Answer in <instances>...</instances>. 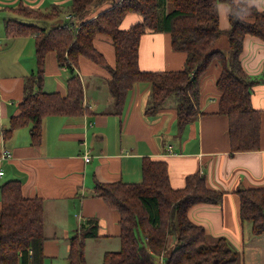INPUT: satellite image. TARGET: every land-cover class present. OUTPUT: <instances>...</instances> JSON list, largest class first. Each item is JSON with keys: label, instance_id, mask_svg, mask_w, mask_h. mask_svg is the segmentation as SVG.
I'll list each match as a JSON object with an SVG mask.
<instances>
[{"label": "crops", "instance_id": "obj_1", "mask_svg": "<svg viewBox=\"0 0 264 264\" xmlns=\"http://www.w3.org/2000/svg\"><path fill=\"white\" fill-rule=\"evenodd\" d=\"M111 2L99 5L92 17L111 8ZM71 3L0 0V167L5 170L0 179V210L1 185L10 180L21 182L25 196L44 200V264H67L71 238L84 226H91L89 220H97V236L87 238L85 255L87 264H102L105 252L120 248V226L118 213L96 195V182H142L144 159H162L168 163L172 187L183 188L187 177L199 172L210 187L224 192L221 204H195L188 216L205 228L210 242L226 237L240 255L239 264H247L248 242L254 243L253 236L264 237L253 233L251 222L242 223L238 193L240 189L264 185V39L247 34L241 53L245 71L256 80L252 104L261 110L260 147L256 150L231 152L229 119L218 113L221 92L217 80L222 68L217 62L201 79L198 115L180 127L177 98L167 103L169 96L156 115H148L152 85L147 80L134 84L122 112L117 113L109 68L82 56L75 70L83 85L84 112L46 115L42 135L36 139L32 125L13 124L26 91L36 87V37L33 33L11 36L7 23L10 19L38 22L18 12L17 8L24 5L42 10L58 5L61 13L50 21L53 25L63 23L68 20L64 11ZM249 5L264 11V0H250ZM218 10L220 28L229 29V5L220 2ZM138 20L137 13H128L121 27L129 28ZM94 45L108 66H116L111 36L97 34ZM186 60L187 52L173 47L169 32L143 34L138 57L142 70L180 71ZM71 76L67 67L59 66L55 52H49L43 89L64 97ZM5 149L11 152L8 158H3ZM86 150L92 155L89 162L84 157ZM93 242H99L100 253L92 249Z\"/></svg>", "mask_w": 264, "mask_h": 264}, {"label": "trees", "instance_id": "obj_2", "mask_svg": "<svg viewBox=\"0 0 264 264\" xmlns=\"http://www.w3.org/2000/svg\"><path fill=\"white\" fill-rule=\"evenodd\" d=\"M96 1L102 2L72 0L73 18L55 25L44 23L60 15L58 5L49 10L19 6L20 14L34 16L38 22L29 24L10 19L7 23L11 36L33 33L36 37V87L26 91L20 114L13 118L14 127L30 124L33 136L40 139L46 115L84 112L83 85L75 70L82 56L109 68L117 113L122 112L134 84L147 80L152 85L148 113L157 111L175 93L178 123L183 127L198 115L201 79L217 62L222 68L217 80L221 92L218 113L229 119L231 152L260 147L261 110L253 106L251 97L256 80L245 71L241 53L247 34L264 39V11L251 7L250 0H114L111 8L76 27L75 17H83ZM220 2L230 7L231 25L227 30L219 25ZM128 13H137L140 20L129 28H122L121 23ZM14 25H18L17 28ZM147 31L169 32L173 47L187 52L185 68L165 72L142 70L138 63L139 48ZM99 33L112 37L116 66H108L94 45ZM224 33L228 35V52L216 46ZM51 51L55 52L59 66L67 67L72 74L64 97L42 87L46 57ZM1 190L0 264H44V200L25 196L18 180L5 182ZM95 193L119 215L120 248L105 252L102 264H159L162 254L164 264L240 262L239 253L226 237L210 242L205 228L188 216L190 207L195 204L223 201L224 192L210 187L199 172L189 175L183 188H174L169 181L167 161L146 158L142 182L97 181ZM238 193L242 223L251 222L254 234H264V185L240 189ZM88 223L91 226H84L70 240V264H87L85 241L97 236L98 221L92 219ZM170 235L176 236L179 243L167 253Z\"/></svg>", "mask_w": 264, "mask_h": 264}, {"label": "rangeland", "instance_id": "obj_3", "mask_svg": "<svg viewBox=\"0 0 264 264\" xmlns=\"http://www.w3.org/2000/svg\"><path fill=\"white\" fill-rule=\"evenodd\" d=\"M106 1V0H105ZM112 1L111 3L114 4V0H109V2ZM103 0L102 2L96 1L93 4L90 5L88 11L85 13V15L81 18H76L74 19L76 27H78L83 21L88 20V18L92 17L93 15V11L99 6L101 5V3L103 4ZM25 7V5H24ZM61 10V9H60ZM66 13V18L68 20H71L73 18V15L70 12V7H67L64 11V14ZM33 18H35L33 16ZM36 19V18H35ZM37 20V19H36ZM51 24L53 25L54 22L53 21H46L44 24ZM18 26V25H17ZM16 25H14L15 28H17ZM58 31H55V34H57ZM54 34V35H55ZM217 48H219L220 50L224 51V52H228L229 51V42H228V35L226 33H224L221 37L220 40L217 42L216 44ZM176 94H171L170 97L168 98L167 103H169L170 100H175ZM150 106V103H149ZM159 110V108H158ZM158 110L152 113H148L149 116H154L158 113ZM157 112V113H156ZM254 237V243L252 241H249L247 244V249H246V259H247V264H261L264 262V258L260 260V258L264 257V237H259V236H253ZM87 242V240L85 241ZM99 242H93V246L92 249L96 250L98 253H100V245H98ZM178 241L176 236L170 235L169 236V240H168V251L167 253H169L173 248H175L178 245ZM119 249V248H118ZM100 251V252H99ZM87 254H89L90 256V252H88ZM164 256V254H162ZM86 256V255H85ZM161 257V255H160ZM94 258L96 259V256H94ZM160 259V258H159ZM257 261H259L257 263ZM67 264H70L69 262ZM159 264H161V262L159 261Z\"/></svg>", "mask_w": 264, "mask_h": 264}, {"label": "built area", "instance_id": "obj_4", "mask_svg": "<svg viewBox=\"0 0 264 264\" xmlns=\"http://www.w3.org/2000/svg\"><path fill=\"white\" fill-rule=\"evenodd\" d=\"M10 156H11L10 150L5 149L3 151V158H8ZM84 157L86 159V162H89L92 158L90 151L86 150V152L84 153ZM4 174H5L4 168L0 167V179L4 176ZM160 262H161V264H164V256L163 255H161V257H160Z\"/></svg>", "mask_w": 264, "mask_h": 264}]
</instances>
